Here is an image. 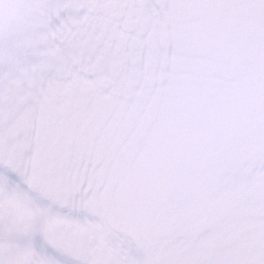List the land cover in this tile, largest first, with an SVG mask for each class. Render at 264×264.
Segmentation results:
<instances>
[{
	"label": "snow or ice",
	"instance_id": "6c2138e0",
	"mask_svg": "<svg viewBox=\"0 0 264 264\" xmlns=\"http://www.w3.org/2000/svg\"><path fill=\"white\" fill-rule=\"evenodd\" d=\"M0 264H264V0H0Z\"/></svg>",
	"mask_w": 264,
	"mask_h": 264
}]
</instances>
